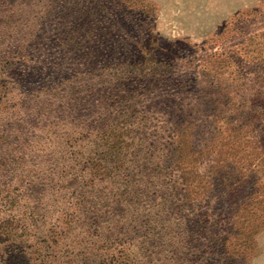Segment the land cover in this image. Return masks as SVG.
<instances>
[{
	"label": "rangeland",
	"instance_id": "1",
	"mask_svg": "<svg viewBox=\"0 0 264 264\" xmlns=\"http://www.w3.org/2000/svg\"><path fill=\"white\" fill-rule=\"evenodd\" d=\"M65 1L0 0V264H264V0H136L161 73Z\"/></svg>",
	"mask_w": 264,
	"mask_h": 264
},
{
	"label": "trees",
	"instance_id": "2",
	"mask_svg": "<svg viewBox=\"0 0 264 264\" xmlns=\"http://www.w3.org/2000/svg\"><path fill=\"white\" fill-rule=\"evenodd\" d=\"M80 1L82 0H66L65 4L62 6V9L67 8V6L71 3H76V7L82 11V7L80 6ZM111 1H115V4H112ZM129 0H86L89 6V12L86 16L87 21L90 23L91 28L86 30V32L80 34L78 37V43L82 42L85 39H90L93 36V33L101 31V25L104 23L100 20H97V17H108L106 26L103 27L106 36H113L121 27L130 26L131 24L135 25L139 22V28L142 31V39L140 45H135L132 48V57H142L146 61V64L151 70H159L161 73L162 69L159 66H168V62L163 60L165 58L166 48L162 47L159 43V39L155 36L154 31L152 29V20L150 19V15L152 17L153 12H150L151 6L150 4L141 5L140 8L134 7L137 1L130 0L127 4H125ZM121 7V8H120ZM118 8L122 9V14H119ZM50 10H54L51 6ZM115 10L116 12H114ZM134 10H138L139 16L134 14ZM127 13V19H125V15ZM126 20V21H125ZM125 21V23H122ZM115 32V33H114ZM114 33V34H113ZM89 34V35H88ZM103 40V37L100 38V41ZM98 45L100 42L96 39ZM83 45H77V51L81 50ZM140 54V55H137ZM113 59H118L113 58ZM124 88L126 89V85L124 84ZM187 130H184L183 133L180 131H172L169 136L174 137L177 141L175 142V147L172 149L173 153H180L182 151L184 141L187 139L186 135ZM179 158V157H178ZM229 263L232 264L233 260L228 259Z\"/></svg>",
	"mask_w": 264,
	"mask_h": 264
}]
</instances>
